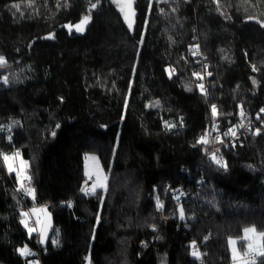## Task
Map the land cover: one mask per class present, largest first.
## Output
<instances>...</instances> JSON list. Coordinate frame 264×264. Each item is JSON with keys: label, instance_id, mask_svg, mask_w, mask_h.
<instances>
[{"label": "trees", "instance_id": "trees-1", "mask_svg": "<svg viewBox=\"0 0 264 264\" xmlns=\"http://www.w3.org/2000/svg\"><path fill=\"white\" fill-rule=\"evenodd\" d=\"M132 12L129 28L118 0H0V264H32L22 248L43 264H233L231 239L245 251V229L264 233V130L226 149V167L198 143L213 106L224 124L264 107V0H132ZM16 152L34 199L3 161ZM87 155L107 178L89 194ZM26 205L54 218L46 247Z\"/></svg>", "mask_w": 264, "mask_h": 264}, {"label": "snow or ice", "instance_id": "snow-or-ice-1", "mask_svg": "<svg viewBox=\"0 0 264 264\" xmlns=\"http://www.w3.org/2000/svg\"><path fill=\"white\" fill-rule=\"evenodd\" d=\"M118 2L121 4L120 11L125 14L124 18H125L126 21L129 22L128 26H129V28H131L132 24L130 22V16L134 15V13L132 12V0H118ZM13 7L18 11L20 6L14 4ZM96 7H97L96 4L92 5L93 9H95ZM90 20H91V16L90 15H86L80 20L79 23H76L75 25L69 24L66 27L68 28L69 31L74 29L76 32L82 33L85 30V28L88 25V23L90 22ZM258 23H259V21H258ZM261 26L264 27V24H262ZM48 38H52V37L50 36ZM197 51H198V46H197V49L193 50V55H196ZM6 64H7L6 58L3 57V56H0V68L5 67ZM253 70L254 71L256 70L255 67L253 68ZM171 74H172V71L170 70L169 71V75L171 76ZM193 75L196 76L197 79H201V80L203 79V76L201 74H199V73H194ZM208 75H211V73H208ZM2 81H3L4 84H8V77L7 76H3ZM198 87H199L201 92H205L203 83L199 84ZM216 111H217L216 107L213 106L212 107V112H213L214 115L216 114ZM261 112H264V109H261ZM240 115L242 117L244 115L242 108H241ZM57 127H59V125H57ZM169 127H171V125H169ZM240 127H244V125H240ZM8 130L10 131L11 129L9 128ZM255 134H257V135L259 134V129L256 130ZM52 135L55 136L56 133L53 132ZM225 135L235 136L236 132L234 130L230 129L228 133H225ZM214 139L215 140H219V137L218 136L214 137ZM198 143H200V144H208L209 141H208L207 138L202 137L201 140L198 141ZM211 158L216 164L220 165L221 167H226V165H224L221 160L217 159V156H216L215 153L212 154ZM3 161L5 162V164H6L7 168H8V171L10 173L15 172L18 177H22L19 180V183L21 185V188L23 189L24 185H25V182L26 181H30V177H28L27 175L24 174V173H26L27 163L25 161H23L22 159H20L19 152L14 153L11 156H9L7 154H3ZM17 161H18V163H17ZM93 175H95V177H96L95 183H93V185L91 187V190H85L86 194H89V191L91 193H94L95 189L97 187L103 188L105 186L104 183H103V178L101 177V175H100L98 170L95 171V172L90 171L89 174H88V178L92 179ZM24 190L25 191H29V192L34 191V190H30V189H24ZM175 199H176L177 203H179V199H180L179 195H177L175 197ZM179 212H180V218L183 219L184 218L183 208H180ZM23 215L26 217L28 214L24 213ZM24 223H25V227H28L26 221ZM33 231H36V229L28 228L29 234H31ZM45 231H46V229H42L41 230V241H40L41 243L45 242L44 241V232ZM245 233H246V236L244 238L249 241L248 244H247V253H246V255L252 256L253 259L251 261V264H255V257L256 256L264 257V244L259 243V241L264 240V233H259L257 235L255 228L245 229ZM53 243H55V241H53ZM236 243L237 242L235 240H231L230 241V244L233 245L234 259L240 260L241 258L239 256L235 255V251H236L235 250V245H236ZM193 248H194V244H193ZM19 251H20V254L22 256H27V255L31 254L30 251L27 248H22ZM192 255L193 256H198V253L194 250ZM241 264H249V262L247 260H241Z\"/></svg>", "mask_w": 264, "mask_h": 264}, {"label": "built area", "instance_id": "built-area-1", "mask_svg": "<svg viewBox=\"0 0 264 264\" xmlns=\"http://www.w3.org/2000/svg\"><path fill=\"white\" fill-rule=\"evenodd\" d=\"M208 64H206L207 69ZM207 73V71H206ZM205 73V74H206ZM205 77L203 76V80ZM205 94L208 95V86L205 82H203ZM211 87H215V84H211ZM261 109H264V107L255 109L253 111H245L243 110V117L240 115V118L238 121H228L226 124L220 120V112L218 107H216V114L212 116L211 125L209 128L208 133V141L211 144V149L207 153V157L211 158L212 154L215 153L217 156V159L221 160L224 164V158H225V151L226 149L233 147L238 144V142L243 138V136L247 134H255L256 130L259 129V134H261L264 130V112H261ZM240 125H244V127H240ZM234 130L236 132L235 136L232 135H225V133H228L229 130ZM219 137V140H215L214 137ZM0 157H1V146H0ZM212 159V158H211ZM215 163V162H214ZM216 164V163H215ZM218 165V164H216ZM225 165V164H224ZM220 166V165H218ZM91 181L88 182V184L84 187V190H90L89 184ZM199 189H202L201 185L198 186ZM170 187L165 193L166 196L170 193ZM15 191L16 193L20 194L21 191V185L20 183L15 185ZM174 193V192H173ZM187 198L186 194H183L182 197L179 199V202L184 201ZM159 207L163 210L165 207V203L162 200H159L158 202ZM23 213H27L28 215L25 217L29 223L30 228L36 229V233L38 234L39 240H40V229L38 226V222L35 219V216L33 214V207L26 205ZM164 219H167L166 217ZM155 230L156 228L153 227ZM30 257L32 264H43L41 253L38 251H30ZM205 252H201L202 256H205ZM251 259L253 257L251 256ZM257 256L255 257V262H257Z\"/></svg>", "mask_w": 264, "mask_h": 264}, {"label": "rangeland", "instance_id": "rangeland-1", "mask_svg": "<svg viewBox=\"0 0 264 264\" xmlns=\"http://www.w3.org/2000/svg\"><path fill=\"white\" fill-rule=\"evenodd\" d=\"M118 6L121 8V4L118 2ZM75 25V24H74ZM87 27V26H86ZM85 30H86V28H85ZM84 30V31H85ZM83 31V32H84ZM70 32H76L74 29L73 30H71ZM82 32V33H83ZM76 33H78V32H76ZM17 123H18V121H17ZM7 128V130L10 128H12V125L11 124H8V126L6 127ZM4 130V124H1L0 125V131H3ZM17 153V152H16ZM20 154V159H22L23 161H25L26 163H27V169H28V161L21 155V153H19ZM13 155V154H12ZM9 156H11V155H9ZM94 158V159H93ZM5 163V162H4ZM17 163H18V161H17ZM6 165V164H5ZM6 168H7V166H6ZM8 169V168H7ZM27 169H26V173H24L25 175H27L28 176V174H27ZM99 171V173H100V175H101V177L103 178V183H104V185H106V180H107V178H106V176H105V174H104V171H103V169H102V167H101V164H100V162H99V160H98V158L96 157V156H94V155H87L86 156V171H87V175L89 174V172L90 171H93V172H95V171ZM19 178V180L22 178V177H18ZM92 179H94V183H95V180H96V177H95V175H93V177H92ZM97 188H100V187H97ZM24 189H30V190H33L32 188H31V186H29V185H26L25 186V188ZM23 195H24V197L25 198H27V199H34V197H35V192L34 191H31V192H29V191H23ZM33 214H34V216H35V219L37 220V222H38V226H39V229H40V231L42 230V228H43V224H44V213H43V210H42V208H40V207H33ZM247 229H249V228H247ZM36 232V231H35ZM58 234V232H55V236ZM256 234L258 235L259 234V232H257L256 231ZM246 236V233H245V231H244V233H243V236H242V239H244V240H247V239H245L244 237ZM231 240H235L237 243H236V245H235V255H237V256H239L241 259L240 260H238V259H234V262H233V264H241V260H247L249 263L252 261L251 260V256L250 255H246V253H247V244H248V240H247V243H246V250L245 251H242L241 249H239V247H238V239H231ZM259 243H262L263 244V240H261V241H259ZM231 245V249H232V252H233V258H234V250H233V245L232 244H230ZM88 264H91L90 263V260H89V263Z\"/></svg>", "mask_w": 264, "mask_h": 264}, {"label": "water", "instance_id": "water-1", "mask_svg": "<svg viewBox=\"0 0 264 264\" xmlns=\"http://www.w3.org/2000/svg\"><path fill=\"white\" fill-rule=\"evenodd\" d=\"M209 130H207L206 136L208 135ZM44 224L42 229H46L44 232V243H41L42 247H46L48 244L49 238L53 233L54 228V218L52 214L48 211V207H44ZM40 241H41V235H40Z\"/></svg>", "mask_w": 264, "mask_h": 264}, {"label": "bare ground", "instance_id": "bare-ground-1", "mask_svg": "<svg viewBox=\"0 0 264 264\" xmlns=\"http://www.w3.org/2000/svg\"><path fill=\"white\" fill-rule=\"evenodd\" d=\"M92 185V184H91ZM42 252V251H41ZM31 258V257H30ZM252 260V259H251Z\"/></svg>", "mask_w": 264, "mask_h": 264}]
</instances>
